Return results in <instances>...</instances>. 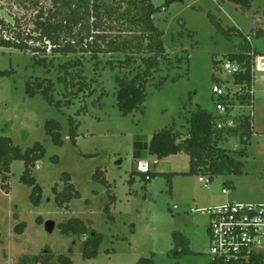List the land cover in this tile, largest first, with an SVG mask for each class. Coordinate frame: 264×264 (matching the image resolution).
<instances>
[{"label":"rangeland","instance_id":"rangeland-1","mask_svg":"<svg viewBox=\"0 0 264 264\" xmlns=\"http://www.w3.org/2000/svg\"><path fill=\"white\" fill-rule=\"evenodd\" d=\"M150 1L158 9L153 21L163 32L168 56L174 63L176 58H183L188 64H163L162 73L147 86L141 109L128 116L118 108L115 80L133 76L136 67L143 66L140 57L137 64L121 68L123 54L101 56L95 69L90 54H49L53 67L48 72L35 63L31 52L0 49V71H13L10 77L0 79V136L11 138L23 152L36 143L46 148L45 158L32 170L43 189L40 206H34L30 199L32 187L21 182L23 161L12 164L8 181L0 177V264H59L61 256L69 257L72 264H140L141 259L154 264H211L210 219L201 211L228 203L264 204V36L256 35L259 29L264 30V0H255L250 9H241L228 0H176L170 6L168 0ZM40 2L46 10L52 8L50 0ZM36 14L29 4L0 0V17L8 23L14 24L17 18L27 30H33ZM247 47L261 56L254 66V104L243 109L253 117L254 128L246 156L237 158L242 173L215 177L207 187L199 178H210L191 175L190 158L184 153L158 160L144 149L142 159L134 160L137 140L149 144L156 132L174 123L185 137L193 112L203 109L217 113L214 76L231 78L219 73L216 65L221 66L227 56L243 53ZM76 58L85 62L89 89L74 97L71 92L76 89L65 90L59 83L62 74L58 67ZM110 62L117 69L113 70ZM164 77L167 81L157 88ZM38 78L54 81L56 100L70 98L73 105L60 110L42 93L28 96V83ZM234 110V114L240 112L238 107ZM70 119L79 124L76 142L70 136ZM49 121L60 124L62 146L54 145L47 135ZM224 148L240 152L245 147L240 137H231ZM141 163L147 164L156 177L146 181L137 174L130 183ZM99 170L110 187L95 178ZM64 174L71 176L81 197L60 207L56 191L64 190ZM110 196H115V203L111 204ZM75 218L83 221L87 235L62 233V225ZM49 220L57 224L52 235L44 228ZM21 224H25L24 231L18 234ZM91 233L102 235L103 241L97 257L84 259L85 242ZM176 233L188 240L192 253L176 247Z\"/></svg>","mask_w":264,"mask_h":264},{"label":"trees","instance_id":"trees-1","mask_svg":"<svg viewBox=\"0 0 264 264\" xmlns=\"http://www.w3.org/2000/svg\"><path fill=\"white\" fill-rule=\"evenodd\" d=\"M41 0H16L20 5L29 4L37 11L33 18V30H27L20 19L15 18V23L6 22L0 17V49H13L20 52H31L37 65L43 66L48 72L53 67V57H67L70 55H91V61L95 62V69L100 64V57L113 54H123L124 61H119V67H130L137 64V57L143 66L136 67V73L131 77H117V105L123 116H128L138 111L143 106L147 96V86L155 80V75L162 73L163 64L175 66L177 64H188L183 58H176V64L168 56L164 47L163 32L154 24L153 16L156 9L150 0H50L52 8L45 9L41 6ZM176 0H168L170 6ZM241 9H250L255 0H228ZM237 31V30H236ZM238 33V31H237ZM257 36H264V31H256ZM247 36V40H249ZM240 54L227 56V59L237 63L241 67V73L233 76V84L241 88L240 92L223 98L227 109L226 116L218 113H210L198 109L188 119L189 130L184 137L174 123L170 128L156 132L148 144L137 140L134 143V160H141L142 151L149 153L158 160H164L171 156L186 154L190 158V174H202L208 176L212 181L215 177L240 175L242 166L237 158L246 156V147L250 143L253 133V117L245 113L243 109L251 108L254 97L250 91L254 87V66L258 52L247 47ZM113 70L117 69L110 62ZM223 64V63H222ZM217 71L221 70L220 64L216 65ZM85 62L83 58H76L58 67L59 83L65 90L76 92L71 95L87 91L89 86L85 83ZM13 71H0V79L10 77ZM167 77L160 78L156 84L160 88ZM174 81L177 78L173 79ZM215 84H223L221 78L214 76ZM214 84V85H215ZM56 84L50 79H40L29 82L27 95L34 97L42 93L51 106L62 109L73 105L70 98L65 102L57 101L55 97ZM239 113H233L235 108ZM233 120L236 124L233 129H218L220 123ZM70 136L74 142L78 137L79 124L70 119ZM47 135L51 137L52 143L62 146V134L60 124L49 121L46 124ZM240 137L244 149L240 152H232L224 148L227 139ZM46 156V148L41 143L34 144L23 152L9 137L0 136V177L8 181L11 174V166L15 161L25 163V172L21 182L32 187L30 199L34 206L42 203L43 189L32 175L36 164ZM54 161H58L55 159ZM106 173V172H105ZM135 172L130 183L135 182ZM141 175V174H140ZM174 175V174H173ZM173 175L171 177H173ZM145 176L146 181L156 177L155 174ZM148 177V178H147ZM95 178L110 187L106 176L101 177L100 170ZM170 182L171 178L168 176ZM65 183L64 190L56 191V201L60 207L70 204L74 199L80 198L81 194L71 183V176H62ZM111 204L115 203V196H110ZM108 214L110 206L106 207ZM24 225L18 227V234L24 231ZM62 233L67 236H85L88 229L80 219H72L69 223L62 225ZM103 241L102 235L91 233L90 240L85 242L83 250L84 259H92L98 256L99 247ZM176 247H182L184 253H192L189 242L181 234H174ZM59 264H72L67 256L58 259ZM140 264H154L152 260L141 259ZM211 264H222L213 261Z\"/></svg>","mask_w":264,"mask_h":264},{"label":"built area","instance_id":"built-area-1","mask_svg":"<svg viewBox=\"0 0 264 264\" xmlns=\"http://www.w3.org/2000/svg\"><path fill=\"white\" fill-rule=\"evenodd\" d=\"M250 39V38H248ZM219 73L231 78L226 85L215 84L213 95L217 99L216 111L220 116L227 115L223 98L233 96L241 88L233 84V76L241 73V67L230 60H225ZM255 74V72H254ZM254 97V90L250 91ZM236 124L228 120L218 125V129H233ZM69 139V137H67ZM139 172L148 176L150 167L141 163ZM148 178V177H147ZM199 182L209 187L210 179L199 178ZM227 194V190H223ZM209 216L208 234L210 240V255L213 261L222 264H262L264 257V204L228 203L214 206L201 211Z\"/></svg>","mask_w":264,"mask_h":264},{"label":"water","instance_id":"water-1","mask_svg":"<svg viewBox=\"0 0 264 264\" xmlns=\"http://www.w3.org/2000/svg\"><path fill=\"white\" fill-rule=\"evenodd\" d=\"M121 164H122V161H119L118 165H121ZM56 225L57 224L55 221H52V220L46 221L44 224L45 232L49 235H52L56 229Z\"/></svg>","mask_w":264,"mask_h":264},{"label":"crops","instance_id":"crops-1","mask_svg":"<svg viewBox=\"0 0 264 264\" xmlns=\"http://www.w3.org/2000/svg\"><path fill=\"white\" fill-rule=\"evenodd\" d=\"M263 31H264V30H263ZM138 161H139V160H138ZM136 172L140 173L139 170H137ZM106 173H107V171H106ZM140 174H141V173H140ZM141 175H143V174H141Z\"/></svg>","mask_w":264,"mask_h":264}]
</instances>
